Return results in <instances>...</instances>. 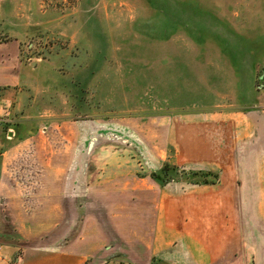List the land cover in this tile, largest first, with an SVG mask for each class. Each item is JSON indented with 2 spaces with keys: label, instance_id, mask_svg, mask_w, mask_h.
Wrapping results in <instances>:
<instances>
[{
  "label": "rangeland",
  "instance_id": "rangeland-1",
  "mask_svg": "<svg viewBox=\"0 0 264 264\" xmlns=\"http://www.w3.org/2000/svg\"><path fill=\"white\" fill-rule=\"evenodd\" d=\"M16 40L22 60L11 57L0 86L5 183L73 191L76 229L89 215L92 234L107 236L90 264H172L177 247L153 243L156 193L194 185L183 169L158 175L174 151L167 128L264 111V0H0V43ZM263 195L243 194L250 264H264Z\"/></svg>",
  "mask_w": 264,
  "mask_h": 264
},
{
  "label": "crops",
  "instance_id": "crops-1",
  "mask_svg": "<svg viewBox=\"0 0 264 264\" xmlns=\"http://www.w3.org/2000/svg\"><path fill=\"white\" fill-rule=\"evenodd\" d=\"M11 43L13 50H8L9 42L0 43V52L6 53L8 61L4 65L1 60L0 86L12 79L11 57L16 63L22 60L19 42ZM1 56L5 58V54ZM224 114L214 113L209 119L188 115L173 120L167 128L166 145H172L174 151L164 152L165 161L220 173L219 184L190 188L181 184L177 192L168 186L157 193L151 190L157 194L153 243L165 250L177 247L176 254L167 255L172 264H250L253 257L241 228V212L246 202L243 194H264V111ZM30 138L15 143L14 151L23 143L26 147ZM6 154L0 153V264H90L92 256L101 255L102 240L107 236L92 234L89 215L83 217V228L76 229V221L66 211L67 197L73 191L57 184L5 183ZM101 187L106 186H97L99 203L104 204L109 202L103 197L107 188ZM91 190L90 184L84 201L88 210ZM255 199L261 202L264 197ZM112 238L118 246L117 226ZM92 240H98V245Z\"/></svg>",
  "mask_w": 264,
  "mask_h": 264
},
{
  "label": "trees",
  "instance_id": "trees-1",
  "mask_svg": "<svg viewBox=\"0 0 264 264\" xmlns=\"http://www.w3.org/2000/svg\"><path fill=\"white\" fill-rule=\"evenodd\" d=\"M178 169L184 170V174L187 177L189 183L193 185L202 186L220 183V173L218 171L189 169L186 166L181 167L169 161L164 164L162 170L158 173V175L161 173L160 175H162V177L164 178L163 180H165V175H167L170 170L173 171Z\"/></svg>",
  "mask_w": 264,
  "mask_h": 264
},
{
  "label": "built area",
  "instance_id": "built-area-1",
  "mask_svg": "<svg viewBox=\"0 0 264 264\" xmlns=\"http://www.w3.org/2000/svg\"><path fill=\"white\" fill-rule=\"evenodd\" d=\"M0 258H1V256H0Z\"/></svg>",
  "mask_w": 264,
  "mask_h": 264
}]
</instances>
